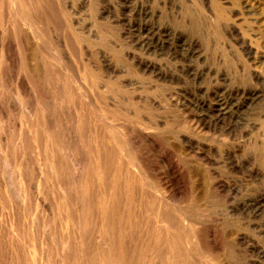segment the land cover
I'll use <instances>...</instances> for the list:
<instances>
[{
  "label": "bare ground",
  "instance_id": "bare-ground-1",
  "mask_svg": "<svg viewBox=\"0 0 264 264\" xmlns=\"http://www.w3.org/2000/svg\"><path fill=\"white\" fill-rule=\"evenodd\" d=\"M74 2L0 0V264H264V225L251 220L261 195L226 179L242 156L261 157L246 147L228 161L220 132H201L217 121L194 114L190 126L189 89L175 101L164 91L161 111L128 96L111 55L94 49L108 24L93 15L95 39L85 36ZM140 57L122 63L127 77L172 81Z\"/></svg>",
  "mask_w": 264,
  "mask_h": 264
},
{
  "label": "rangeland",
  "instance_id": "rangeland-1",
  "mask_svg": "<svg viewBox=\"0 0 264 264\" xmlns=\"http://www.w3.org/2000/svg\"><path fill=\"white\" fill-rule=\"evenodd\" d=\"M87 1L88 0H77V2H74L75 9L73 8V11L78 8L74 12H78L77 15L79 14V19L77 20L82 21L83 25L85 24L84 22H86L83 26L84 28L80 22L82 30H85V36L86 33L90 31L89 33L91 34H87V36L92 39L94 38L92 37L94 35V28L91 25L92 21L89 23L88 20H90V18L93 20V15H95L94 17L98 23L108 24L106 31L104 30V44L97 45L94 49L96 48L95 51H98L96 54L98 57H101L102 60H104L105 56H107L106 54L108 53V57L110 55L112 56V58L110 56L109 59L111 60V64L116 63L113 65L116 69L113 72V74L115 73L114 75H112V72H110V74L112 75V78L115 79L111 81L114 82L116 86L121 87L122 85L125 84L126 86L127 84L126 88L128 87L127 89H131L127 90L126 88H123V86L121 89L127 90V92L131 90L128 96H133V99L137 97V99H135L136 101H144V97H142V95L146 94L144 96H147L146 99L147 102L149 101L148 104H151L153 107L157 106L156 108H158L161 103L163 107H166L164 106L166 105L164 98L169 96L168 93L170 94L169 97H175H173L174 101L180 99L182 100L183 96L179 94L180 90L189 89L190 91L188 90V92H190V95L186 96V98L190 97V126L193 125V128H195V124H192V122H194L195 115L198 116V114L200 116H207L217 121L221 130H217L219 128H214L215 130L212 128L213 130H211V132L217 131L216 134L215 132L211 133L210 130L207 131L206 129L201 130V132L204 131L202 132L204 134L210 133L208 136L214 137V140L218 139L217 134L220 132V134H218V136L220 135L219 140L216 141L224 144L223 150L228 161L233 155L241 157L240 155L246 147L247 149L249 148V151L253 150L252 152L258 156L257 158L261 157L260 160H255L254 163L248 161L245 156H242L243 163L239 165V169L229 166L228 171H230L226 179L229 181H236L237 185L240 184L243 189L241 193L248 192L251 194L253 192L255 195H261V205L263 206H260V209L255 213L256 217L253 215L254 218L251 220L253 226L256 224L255 230H257V228L258 230L262 229L261 227L264 225V0ZM100 2L102 3V7L100 6ZM76 3L77 5H75ZM96 3H98V5ZM214 3L218 5H215ZM140 7L143 11L139 10ZM94 8H98V11L96 12V10H93ZM85 9H87L88 12L87 10L85 12ZM115 9H117V11ZM105 10L108 11L105 12ZM135 10L138 12L140 11V13ZM100 11V14L103 16H99ZM108 12L110 16L106 15ZM94 13H97V16ZM77 15L75 14V17ZM87 15H89V19ZM221 15H225L226 19H222L220 17ZM78 16L76 18H78ZM107 16L108 18H106ZM85 17L86 19L84 21ZM104 17L106 18V21ZM101 18L103 19L101 20ZM112 18L114 19L111 20ZM107 20L109 22H107ZM128 20L130 21L128 22ZM111 21H113V23ZM114 22L119 26L114 24ZM112 24H114L115 27ZM109 25L112 28H109ZM123 27H125V30ZM113 28L117 29L114 30ZM113 32H116L117 34ZM121 32L123 34H121ZM120 36L124 39H121L123 43H125L128 47L124 48L125 44L120 45L123 44L122 41L119 40L121 38ZM113 37L115 39H113ZM116 42L118 44H116ZM118 48L122 50H119ZM124 49H126V51ZM129 49L132 51L134 50V53ZM124 52L125 54H123ZM101 53H104V57H102L103 55H101ZM122 54L127 57L124 58ZM136 54L143 56L140 57V59L143 60L147 57V61H151V58H157V62L158 60L160 61L159 66L163 64V68L160 66V69L162 71L165 70L169 72L172 75V77H170L172 81H170L169 78H165L167 79L166 81L164 80V77L160 80L156 78L154 79L155 81H153V77H151L147 72H142L143 75L137 72L135 77H127L123 70V65L125 64V61L134 63V58H139ZM144 55H146V57ZM101 58H99V60ZM112 59L113 61L115 60L114 63H112ZM131 59L133 61H131ZM118 64L120 68H122L121 71H119L120 68ZM165 64L166 66H164ZM168 68L171 70H168ZM172 70L175 71V73H173ZM117 72H119L118 74H122L120 76L118 74L116 75ZM177 74L178 76H176ZM133 77L138 81L136 79H132ZM174 77L175 79L178 77V80H174ZM121 79L126 80H123V82ZM128 79L131 81L129 82ZM137 82H139V84ZM134 84L135 88L132 89ZM167 85L168 87H166ZM141 86H144V89L146 90L141 89ZM177 86L179 87V92L177 91ZM6 87V89L10 87L9 81H6ZM157 89L158 91H156ZM148 91L152 93L154 92L153 94L157 97L160 96L159 93L162 95L158 98H151V100L153 99L151 102V100H148L150 99L148 98ZM164 91L168 96L164 94ZM177 96H179V98H177ZM161 97H163V99ZM160 98L161 101H159ZM155 99L158 102H154ZM189 99L187 98V100ZM158 109L159 111L162 110L160 108ZM18 125L19 124L17 123V127ZM197 128L198 127L196 126V129ZM208 143L211 146H216V144L214 145L211 142H207L205 145L207 146ZM252 163H254V169L250 171L249 169L251 166L249 164ZM5 176L6 175H4V180L7 178V176L6 178ZM5 182L8 181L6 180ZM49 188L50 187L48 186V189ZM241 195L240 197H245ZM49 196L47 198V202L48 200L51 201L50 198L52 195L50 197ZM0 202L3 201L1 200ZM0 205H3V203H0ZM3 206H0V211H4V213L0 212V216L2 214L3 216L6 215L8 211L7 210L5 212L6 208H2ZM50 212L51 209L50 211L48 210V213L50 215H52L51 213H55V211ZM0 219L2 220V223H4L5 218L3 217L4 220L2 218ZM2 223L0 221L1 225H3Z\"/></svg>",
  "mask_w": 264,
  "mask_h": 264
}]
</instances>
